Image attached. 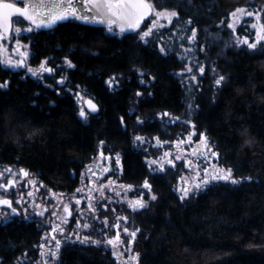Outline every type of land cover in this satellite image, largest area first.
I'll use <instances>...</instances> for the list:
<instances>
[{
	"label": "trees",
	"instance_id": "obj_1",
	"mask_svg": "<svg viewBox=\"0 0 264 264\" xmlns=\"http://www.w3.org/2000/svg\"><path fill=\"white\" fill-rule=\"evenodd\" d=\"M153 2L158 10L175 9L179 15L171 25L160 22L165 27L154 30L147 45L135 32L110 33L76 19L21 37L28 44L29 65L47 61L58 70L33 76L0 63V84L7 83L0 88V165L20 166L36 174L46 189L70 192L104 141L105 152L120 154V179L134 186L147 179L157 197L131 215L140 229L132 243L138 264H264V44L259 49L228 44L227 26L237 6L264 0ZM192 27L198 43L186 38ZM235 31L248 34L242 25ZM160 46L167 57L159 54ZM185 48L192 51L181 60L177 53L183 55ZM65 57L74 68H67ZM197 63L204 66L203 75ZM185 66L193 71L179 75ZM213 69L226 78L220 86L214 84ZM61 76L67 80L58 85ZM112 76L119 87H108ZM77 94L98 105L87 120L77 116ZM164 112L191 121L219 153L220 164L231 167L235 177L252 180L213 182L181 201L170 170L152 172L134 142L137 135L161 136L158 114ZM40 237L34 222L12 220L0 226V264H22L20 259L29 264ZM56 264L117 263L108 249L69 243Z\"/></svg>",
	"mask_w": 264,
	"mask_h": 264
},
{
	"label": "snow or ice",
	"instance_id": "obj_2",
	"mask_svg": "<svg viewBox=\"0 0 264 264\" xmlns=\"http://www.w3.org/2000/svg\"><path fill=\"white\" fill-rule=\"evenodd\" d=\"M20 5V6H18ZM261 11H247L243 7L236 8L232 13L231 16L234 18V23H239L241 17L247 16V17H253L255 16V19L257 21H261ZM179 13L175 10H169V9H162L158 10L156 5L154 4L153 0H16V2H5V0H0V40H3L7 38L12 31L14 30L15 33L19 34L22 31H32V27L22 28L19 25H22L25 21L30 22L32 26L35 28H52L54 25H56L60 21H65L69 18L80 20L86 24H102L107 27V30L109 32H113L114 28L119 29V33L123 34L128 31L135 32L138 36V39L143 42L145 45L149 43V38L153 36L154 30H158L160 28L165 27L164 24L159 23L161 19H164L168 22L169 25L172 24L173 18H178ZM152 17L150 25H145L144 29H141V25L144 24L146 18ZM234 23H230L228 25L229 28H234ZM17 25L13 29V25ZM187 24L191 25L192 20L189 18L187 20ZM251 27L255 30V42H249L247 37H245L242 41V43L246 44L248 48L254 49L256 48V45L262 41H264V22L259 23H253ZM191 35L187 36V40L190 43H198L197 40V28L192 27L190 29ZM181 39H184V37H181ZM239 43V41H238ZM19 40H17V49L14 51H20L19 49ZM181 47H183V44H181ZM200 51H204V47L201 46ZM5 51L2 47H0V52ZM159 54L163 57H167L169 55V52L166 50L164 46H160ZM190 48L184 49V54L181 55L177 53L179 58L183 60L185 56H188L191 54ZM21 59L16 61L13 65V62L11 59H7L4 61L7 65H12L14 67H22L25 64V59L28 56V53L26 51H20ZM63 63L67 66V68L71 69L74 68L75 65L72 63V60L68 57L64 58ZM199 74L203 75L205 72V68L203 65H200L197 63L196 65ZM28 72L31 73L33 76H40L42 73H49L52 74L56 72L58 69L53 67L47 66V61L41 62L39 65L38 70H33L31 67H28ZM138 74L143 77L145 73L137 69L136 70ZM183 71H187L191 73L193 69L191 67L185 66V68L182 70L179 75L183 74ZM214 71V69H213ZM152 79H155V77H152ZM192 80H196V76L193 75L191 77ZM224 76H218L215 78L214 83L217 86H220L222 83L225 82ZM67 78L64 76H61V78L56 81L58 85H63L66 82ZM109 88L113 87H119V81L115 76L110 77L106 81ZM140 83H145L143 79H141ZM7 83L0 84V88L6 87ZM71 91V89H69ZM79 95V94H77ZM137 96L142 95V93L137 92ZM86 104L88 106L89 111H86L84 107H81L79 109V116L85 120L88 119V116L91 113H95L98 111V106L92 102V100H87ZM189 108H191V105H189ZM161 119L163 117H169L170 114L168 112H164L161 114H158ZM179 121V117H175L169 120V123H175ZM121 122L123 123V117H121ZM137 123H143V121L137 117ZM188 123H191V121H188ZM193 128H195V125H193ZM195 135V132L190 133L187 142L192 143V136ZM156 140L155 147H162L163 143H169V142H161L159 138H154ZM139 141L141 144L146 143L147 141L143 136L137 135L134 137V142ZM184 140H178L175 142L176 147L179 149L180 145L184 144ZM104 144V141H100V145L102 146ZM199 144L200 148L193 149L191 152L192 156H204L208 157L209 155L211 157L218 158L219 153L212 150L210 147L209 141L205 133L201 132L199 134ZM171 156L170 152H164L163 157L165 159V163L170 166H175L174 160H180L181 156L176 155L174 158H168ZM100 158L105 159L103 152H100ZM107 159H110L108 157ZM148 164V167L155 171L153 169L154 165L159 166V170L161 172L164 171L165 163H160L158 159H150L146 161ZM115 163L119 165L120 159H119V153L116 154ZM185 165L192 169L195 172V177L193 179L189 180L185 177H181L182 186L177 187L175 191H177L179 195V199L181 201H185L189 199L191 196L197 194L202 189L208 187L213 182L218 181H225L230 182L233 185H238L243 183L244 181H251L252 177H235L233 169L231 167L223 168V167H217L216 165L212 166V171H209L208 167H203L199 164H193L191 160H185ZM89 172L92 173V176H96V173L92 171L91 168L88 169ZM102 173L109 172L108 167H102L101 169ZM201 171L203 172V176L200 175ZM5 172L15 175L12 173L11 168H6ZM20 173L23 176H28L29 173L25 171L24 169H20ZM4 177V173L0 172V178ZM84 178V174H82V179ZM91 179V178H89ZM32 183H35L34 181H31ZM15 184V180L13 179H7L5 183H0V189H4L5 191L9 189V187L13 186ZM116 184V181L112 179H108L107 185L100 184L98 188L94 189V191L99 192L100 198L107 199L109 202H111V197H106L104 189L105 187L111 188L113 185ZM143 189H147L149 192H151V185L149 184L148 180L145 179L143 184L140 186ZM119 188L126 190V191H133L134 186L131 184L119 185ZM83 189H77L76 191L79 193ZM31 195V193H29ZM117 196H120V192H116ZM144 193L141 192L139 196L136 199L129 200L128 205L133 209V211H137L139 209H143L147 207L148 201L143 198ZM89 204L88 208L93 213L96 212V208L92 204V200H95V197L89 196ZM150 200H156L157 197L155 194L150 195ZM75 203L78 205L80 204V200H76ZM0 205L7 206L11 209V212L13 214L17 213V209L13 207V202L7 198H0ZM105 209L107 208V205H104ZM46 210V209H45ZM63 210L65 213H68L71 215V211L69 209V206L65 204L63 206ZM113 211H115L113 209ZM39 215H43V212H40ZM52 215H56V213H52ZM97 218L98 217H94ZM118 219H124L127 220V217L118 218ZM66 222V221H64ZM102 224L104 228L109 227L107 222V217L104 218L102 221ZM79 226V222H78ZM83 228L87 229L90 227L88 223H84L82 225ZM111 227L119 228V224L112 225ZM53 235L51 236V240L55 241V250L49 249L48 252L43 251L45 245L41 244L39 245V248L41 249V256L49 255L51 256L53 261L59 260V252L61 248V241L56 238L54 235L57 231H59L61 234H63L64 229L60 227L59 225H56L51 229ZM124 233L135 239L137 232L140 231L139 228H136L135 230L129 232L128 227H124L122 229ZM47 237H43L42 239H46ZM65 239H68L66 237ZM77 239L80 240V237L77 235ZM81 243H92L99 245L100 243H106L107 245H110L113 249L112 255L117 258V260L120 259V257L123 255L122 252L117 251L119 245L123 243V241L120 239V233L117 232L115 237L108 238L106 241H98V240H92L90 237L85 236L82 240H80ZM138 257L139 254L137 253L134 256L130 257V260L136 262L138 264ZM43 264H49L47 260L43 262Z\"/></svg>",
	"mask_w": 264,
	"mask_h": 264
},
{
	"label": "rangeland",
	"instance_id": "obj_3",
	"mask_svg": "<svg viewBox=\"0 0 264 264\" xmlns=\"http://www.w3.org/2000/svg\"><path fill=\"white\" fill-rule=\"evenodd\" d=\"M243 7L247 11H261L264 10V4H257L256 6H237L236 8ZM235 8V9H236ZM233 9L230 11L231 13L235 10ZM162 10V9H160ZM231 13L229 15L228 24L234 23V18L231 16ZM262 13L261 12V21H257L255 19V16L253 17H247L243 16L240 19L239 23H234V28L236 30L238 25H242L246 27L247 35H243L241 33H236L235 30L232 28H229L231 37L229 38L228 44L234 45V46H241L248 49V46L244 43H242L243 39L247 37L249 42H255V30L251 27L253 23H259L262 21ZM167 23L166 20L161 19L159 23ZM151 23V20H150ZM150 25V24H149ZM17 25H13V29ZM22 28H27L30 26H20ZM107 28V27H106ZM108 31V30H107ZM115 29L113 32L114 33ZM29 31H22L21 33L17 34L12 31V33L5 39L0 40V47H2L5 51L0 52V63L5 68H9L13 71H19L22 70L25 75H32L28 72V67H31L33 70H38L39 67H33L29 65V58L25 59L24 66L20 67H14L12 65H7L4 63L5 60L11 59L13 62V65L16 61L21 59L20 53L18 51H14L17 45V40H19L20 44L19 47L22 48L23 51H26L28 54L30 53L28 44L25 43L23 40H21V37L24 35H27ZM239 41V43H238ZM264 41L258 43L256 45V48L259 49V47L263 46ZM250 49V48H249ZM213 75L215 78L218 77L216 71H213ZM215 84V83H214ZM217 86V85H216ZM86 98L85 96H82L81 102ZM78 100V99H77ZM83 107L82 104L79 105V108ZM178 117L177 115H170L169 117H161L159 116V120L161 123V136L154 135V137H146L144 135L143 137L147 141L146 143L141 144L139 141H136L137 146L141 149V151L144 154L145 161L150 159H158L160 163H165V159L163 157L164 152H170L171 156L168 158H174L176 155H180V160H174L175 166H170L165 163L164 171H169L172 177H174V183L173 188H177L182 186L181 177H185L186 179H193L195 177V172L187 167L185 165V160H191L193 164H199L201 168L208 167L209 171H212V166L216 165L217 167H225L223 164L219 163L218 158L211 157L210 155L206 158L204 156H192L191 152L193 149L200 148L199 144V134L201 132H197L193 128V124L188 123L187 121L183 123L184 121H181L179 118L178 122L175 123H169V120L172 118ZM187 127V132L183 133V128ZM186 129V128H185ZM195 132V135L192 136V143L187 142V138L190 133ZM159 138L161 142H169V143H163L162 147H155L156 140L154 138ZM178 140H184L185 143L180 145V148L178 149L176 147L175 142ZM209 141V140H208ZM210 147L212 150L215 151L213 148V145L210 143ZM103 146V145H102ZM100 144L97 145V151L91 157V161L84 166L85 175L83 178V181L81 182L80 189H83L81 192H73L69 194H61V195H52L55 198L52 199L51 193L49 190H41L40 188L34 187L33 192L29 190V187L27 188L28 195L24 192L23 193V199L22 205L20 207V213L21 217L35 220L39 223L40 227H42L41 231V237L38 242V244L35 246L37 249L34 259L30 260L29 264H43L45 260L49 262V264H56L57 261H53L50 254L41 256V249L39 248V245L43 244L45 245L43 251L48 252L49 249L55 250V241L51 240V236L53 235L51 229L55 227L56 225H59L64 229L63 234H61L59 231H57L54 235L57 239L61 241V248L68 244V243H77V244H90V245H96L99 247H103L104 249H108L112 255V247L110 245H107L106 243H100L92 244V243H81L80 240L83 239V237L88 236L92 240H98V241H106L108 238L115 237L116 233H120V239L123 241L121 245H119L117 251H120L123 253V255L120 257L119 260H117L116 257H114L117 264H136V262L130 260L131 256L136 255V252L133 250V242L136 239H133L126 233L122 231V229L126 226L129 229V232L135 230L136 225L131 220V215L135 213L136 211H133L131 207L128 205L129 200L136 199L141 192L144 193L143 198L147 201H149L150 195H152V191L149 192L147 189H143L140 186L143 184H137L133 185L134 190L133 191H126L121 188H119V185L124 184L128 185L126 182H123L121 178V158L119 154L120 163L117 165L115 163L116 154L118 152H105ZM100 152L104 153L105 159L100 158ZM110 157V159H107ZM147 163V162H146ZM102 167H108L109 172L102 173L101 169ZM148 167V164H147ZM8 168L6 165H0V172L4 173V177L0 178L1 182H6L7 179L14 178L15 180L19 179V173L17 170H12V173L15 175H11L7 172H5V169ZM91 168L93 172L96 173V176H92V173L88 171V169ZM168 168V170H167ZM150 169V168H149ZM153 169L159 170L158 165H154ZM152 172V169H150ZM201 176H203V172L200 173ZM91 178V179H89ZM112 179L116 181V184L113 185L111 188L105 187L104 192L106 197H111V202H109L107 199L100 198V194L97 191H94V189L98 188L100 184L107 185L108 179ZM38 180L35 178V176H31V178H28V182ZM36 185V184H35ZM19 185H17L18 187ZM17 187H10L8 189L7 193H17ZM19 188V187H18ZM2 190V189H1ZM0 190V192H1ZM116 192H120V196L116 195ZM176 194L179 197V193L175 191ZM31 193V195H29ZM36 194V195H35ZM89 196L95 197V200H92L93 206L96 208V212L93 213L88 208L89 204ZM79 199L80 204H76L75 201ZM67 204L71 206V215L69 217H64V210L63 206ZM104 205H107V208L105 209ZM46 209V210H45ZM113 209L115 211H113ZM40 212H43V215H39ZM52 213H56V215H52ZM2 212H0V221L3 219ZM94 217H98L94 218ZM107 217V222L109 227L104 228L102 221L104 218ZM127 217V220L124 219H118ZM66 221V222H64ZM79 222V226H78ZM84 223H88L90 225L89 228L85 229L82 227ZM119 224V228L111 227L112 225ZM138 234V233H137ZM77 235L80 237V240L77 239ZM43 237H47L46 239H42ZM68 237V239H65ZM60 248V249H61ZM20 262L22 264H25V260L20 259Z\"/></svg>",
	"mask_w": 264,
	"mask_h": 264
},
{
	"label": "flooded vegetation",
	"instance_id": "obj_4",
	"mask_svg": "<svg viewBox=\"0 0 264 264\" xmlns=\"http://www.w3.org/2000/svg\"><path fill=\"white\" fill-rule=\"evenodd\" d=\"M34 29V28H33ZM22 49V48H21ZM23 51V50H22ZM19 52V51H18ZM20 53V52H19ZM27 58H29V54L27 56ZM21 68V67H20ZM74 99H75V102H76V113H77V116L79 117V119L81 118L79 116V105L82 104L83 105V101L81 102L82 100V97L78 95L74 96ZM78 99V100H77ZM84 107V105H83ZM85 108V107H84ZM86 110V109H85ZM92 114V113H91ZM81 120H85L83 118H81ZM2 165H6L8 168H11L12 170H17L18 173H19V179L18 180H15L14 178H10V179H13L15 180V184L11 187H14L16 188L17 185H19L17 187V193H7L8 190H4V189H0L1 192H0V198H7L9 200H11L13 202V207H15L17 209V213L13 214L11 212V209L8 208L7 206H2L0 205V212H2L3 216H7V217H3V219L0 221V226H3V225H6L8 224L9 222H11L12 220H17V221H28V222H34L36 223L37 225V229L42 231V227H40L39 223L35 220H32V219H27V218H24V217H21V211H20V207L22 205V200L24 199L23 198V193L25 192L27 195H28V191H27V188L29 187V190H31L33 192V189L34 187L36 188H40V191L41 190H49L50 193H51V196L52 195H61V194H69V193H73V192H77L76 190L79 188L80 189V185H81V182L83 181L82 179V174L85 175V170L84 168L80 171V174L78 176V180H77V185L75 186L74 190L73 191H70V192H62V191H57V190H54V189H46L42 183H40L38 180H33L35 183H32L31 181L28 182V178H31V176H35V178H37L36 174L32 173V172H28L29 175L28 176H23L21 173H20V169H23L21 168L20 166H17V165H11V164H2ZM38 179V178H37ZM1 183H4V182H1ZM36 184V185H35ZM10 188V187H9ZM42 192V191H41ZM36 195V194H35ZM52 199H54L55 197L52 196L51 197ZM25 200V199H24ZM79 200V199H78ZM69 206V205H68ZM69 209L71 211V206H69ZM64 217H69V214L68 213H64ZM69 244V243H68Z\"/></svg>",
	"mask_w": 264,
	"mask_h": 264
},
{
	"label": "water",
	"instance_id": "obj_5",
	"mask_svg": "<svg viewBox=\"0 0 264 264\" xmlns=\"http://www.w3.org/2000/svg\"><path fill=\"white\" fill-rule=\"evenodd\" d=\"M5 2H12V3H14V2H16V0H5ZM18 6H20V5H18ZM148 18H146V20H147ZM68 20H73L72 18H69V19H67V20H65V21H68ZM65 21H60V22H58L56 25H54L52 28H44V27H41V28H35L34 26H32L31 24H30V22H27V21H25L28 25H30L32 28H34V29H36V30H50V29H53L55 26H57L59 23H62V22H65ZM78 22H80V23H82V24H85L84 22H82V21H80V20H77ZM98 24V23H97ZM89 25H95V24H89ZM99 25H101V26H103V27H105L106 28V26L105 25H102V24H99ZM116 31H119V29L118 28H114ZM132 31H128V32H125V34H128V33H131ZM16 49H17V47H16ZM19 49H20V51H22V49H21V47H19ZM19 51V52H20ZM79 96H81L80 94H79ZM82 97V96H81ZM92 100L90 97H88V98H84V100H83V105H84V107H85V109H86V111H89V109H88V106H87V104H86V101L87 100ZM92 102L93 103H95L93 100H92ZM97 105V104H96ZM98 106V105H97ZM96 113V112H95ZM92 114H94V113H92Z\"/></svg>",
	"mask_w": 264,
	"mask_h": 264
},
{
	"label": "bare ground",
	"instance_id": "obj_6",
	"mask_svg": "<svg viewBox=\"0 0 264 264\" xmlns=\"http://www.w3.org/2000/svg\"><path fill=\"white\" fill-rule=\"evenodd\" d=\"M86 98H88V97H86Z\"/></svg>",
	"mask_w": 264,
	"mask_h": 264
}]
</instances>
